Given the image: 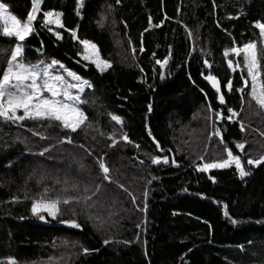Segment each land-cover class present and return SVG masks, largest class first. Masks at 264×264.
I'll use <instances>...</instances> for the list:
<instances>
[{
  "label": "trees",
  "instance_id": "obj_1",
  "mask_svg": "<svg viewBox=\"0 0 264 264\" xmlns=\"http://www.w3.org/2000/svg\"><path fill=\"white\" fill-rule=\"evenodd\" d=\"M0 2L22 20L31 10V0ZM42 9L62 11L65 28L75 29L79 40L95 43L112 67L101 74L95 65L81 61L78 40L63 29L59 30L63 39L57 40L40 27L41 13L36 33L26 42V62L55 59L89 80L94 87L85 90L87 103L81 108L91 127L71 133L58 126L49 128L47 121H25L21 127L0 120V166L21 150L38 153L55 145L45 157L39 156L44 175L62 181L66 162L72 161L82 187L99 184L101 190L96 207L84 210L83 224L78 221L81 229H72L46 215L47 222L14 215L0 188V233L8 249L40 253L35 260L18 264H38L53 256L63 257L60 264H222L241 245L245 249L253 243L264 246V165L246 163L245 170L252 174L244 180L234 167L197 170L201 162H218L227 156L216 131L234 154H239L235 145L246 142L241 152L246 161L260 157L264 111L250 101V87L242 104L236 90L243 86L241 76L246 77V71L233 72L227 61H235L234 47L250 42L260 46L255 23L264 22V0H215V6L213 0H84L81 16L76 15V0H44ZM14 43V38L0 35V74ZM165 58L168 63L161 68L156 61ZM207 75L221 82L226 104L219 103ZM227 108L239 113L236 120L218 118L220 112L228 115ZM112 115L119 116L122 124ZM28 129L51 139L41 140ZM124 134L130 142L121 139ZM66 135L72 144L57 143ZM109 137L117 141L114 147ZM154 156H167L169 164H152ZM100 157L109 166L113 183L103 179L96 163ZM173 159L178 166L171 163ZM118 184L133 193L135 204ZM112 185L116 192L111 213ZM83 248L89 252L85 254Z\"/></svg>",
  "mask_w": 264,
  "mask_h": 264
},
{
  "label": "snow or ice",
  "instance_id": "obj_2",
  "mask_svg": "<svg viewBox=\"0 0 264 264\" xmlns=\"http://www.w3.org/2000/svg\"><path fill=\"white\" fill-rule=\"evenodd\" d=\"M120 0H117L119 3ZM44 0H31V10L27 13L25 19H20L16 15H13L9 11V6L6 3L0 2V35L5 38H14V46L11 49L10 56L7 59L6 67L0 74V120L4 122H10L23 126L25 121H47L48 127H60L62 130H68L71 133H76L78 129H82V126L91 127L88 121V116L85 111L81 108V105L87 103L86 99L83 98V94L86 89L93 88V84L82 78L79 74L71 69L67 68L63 63L58 60L52 59L50 62L44 60L37 61L36 63L26 62L25 51L27 47V40L33 34L36 33V23L38 17L42 13V20L39 21L40 27L46 29L49 33L56 37L57 40L63 39L61 29L70 32L74 40H78L79 44L82 45V51L78 52L77 55L81 57V61L90 62L95 65L96 69L103 74L106 70L112 67L111 62L101 57L100 51L97 45L87 39L79 40L77 31L75 29H66L65 24L62 21L64 13L62 11L48 10L43 11L42 4ZM215 6V0H213ZM84 7V0H76V15L81 16V9ZM82 18V17H81ZM232 17H229L231 19ZM105 17L101 18V26ZM151 23V18H149ZM159 25H157L158 27ZM255 27L259 29L260 46L258 47L257 42H250L245 44L243 47H234L231 52L236 57L243 59V68L246 69L247 76H241L243 86L236 91L241 94L242 104L245 98V89L249 88L247 92L251 102H255L256 106L261 111H264V80H261V62L264 61V22L257 21ZM147 31V29H146ZM192 33L189 32V37H192ZM141 50L143 48L141 47ZM41 51V49H37ZM135 53V49H133ZM155 55V54H153ZM229 52L225 51L224 56L228 57ZM81 61H77L80 63ZM157 64L163 68L167 63L168 59L165 58L163 61L157 60ZM205 65L211 67L208 61H204ZM228 67L235 72L237 68L241 66L239 60L236 61L235 66L233 60L227 61ZM143 71V69H141ZM64 73V74H61ZM66 74V75H65ZM67 77V78H66ZM163 78V76L161 77ZM205 79L210 81L212 87L218 94L219 103L226 104L225 96L221 93V83L214 75H207ZM228 91H232V81L226 82ZM251 106V105H250ZM211 106L209 105V108ZM149 112L152 111V106H148ZM228 115L225 116L224 112L217 113L218 118L227 119L232 121L234 117H238L239 113L232 108H227ZM111 119L117 124H122V120L119 116L112 115ZM240 129L243 132L245 130L244 124L241 122ZM34 136H38L41 140H49L50 136L44 135L39 131L28 129ZM148 135L152 136L151 130L149 129ZM215 136L220 137V143L224 146V152L227 154V158L218 162H206L202 166H198L197 170L201 173H206L211 169H229L234 166L236 172L241 180L252 174L250 170H245V165L242 163L240 155L234 154L232 148L228 147L225 143L223 136L219 131L214 133ZM264 136V132L261 133ZM113 142L110 147H114L117 141L113 137H109ZM121 139L125 142H130L126 134ZM157 149H160V144L152 137ZM57 143L72 144L73 140L71 136L66 135L63 139L57 141ZM245 143H237L235 147L243 152ZM55 145L51 147H44L38 153H31L32 155H38L45 157L46 154L52 151ZM80 147H84L80 145ZM139 148V145H136ZM91 155V153H89ZM50 158V157H49ZM203 159V157H201ZM96 163L103 175V179L109 183H113L110 176V168L106 164L103 157L96 160ZM143 163V161H141ZM151 163L154 165L169 164V158L164 156L151 157ZM173 165H176L175 159L171 161ZM247 165L260 166L264 165V155L258 159H247ZM8 167H11L9 163ZM83 168V165H81ZM34 175V174H33ZM33 175L28 177V180L33 178ZM155 179V177H153ZM215 182L213 177H210ZM44 177H40L36 182L42 183ZM27 184V180L25 181ZM56 184L68 185L67 179L61 181L57 179ZM151 183V181H149ZM118 187L123 189L131 198L133 204H135V196L133 193L128 191L123 184H118ZM54 189L45 187L43 193L40 194L39 199H33L31 203V213L41 221H46V216L51 217L53 220H58L63 215L64 207L70 205H83L82 211L86 209L95 208L98 202L101 185L97 184L95 187H90L88 184H83L81 187L80 183H72L71 187H65L61 191L74 193L72 195L60 196L57 195L55 198L49 196V193ZM147 191L144 192V196L147 197ZM27 199V196L25 197ZM97 198V199H94ZM18 200L17 197L13 198V202ZM147 205L145 204V210ZM224 215L229 216L227 211V205H224ZM71 211L73 216L77 215L76 208L71 207L68 209ZM46 214V216H45ZM89 219H93L92 215H89ZM98 218V217H97ZM62 224H65L72 229H81L80 223L76 219L61 220ZM236 224V220L231 221ZM139 227V225H138ZM67 241L64 244L67 245ZM110 243L109 240H104V244ZM124 243H129L125 241ZM251 243V242H250ZM75 246V244H73ZM241 250H244V246H240ZM83 252L87 254L89 249L83 248ZM63 257H49L46 261H40L38 264H60ZM0 264H18V261L14 257H6L0 260ZM37 264V262H34Z\"/></svg>",
  "mask_w": 264,
  "mask_h": 264
},
{
  "label": "rangeland",
  "instance_id": "obj_3",
  "mask_svg": "<svg viewBox=\"0 0 264 264\" xmlns=\"http://www.w3.org/2000/svg\"><path fill=\"white\" fill-rule=\"evenodd\" d=\"M234 57H235V61L233 62L234 66L237 60L241 62V66L236 70L246 71V69L243 68L242 56L236 57L234 55ZM250 83L251 82L249 80V87H250ZM209 113L211 116L212 111ZM234 120H236V118H234ZM263 145L264 142L260 148H257L259 150V156L263 155ZM237 151L239 153L238 155L241 156L242 163L245 165L246 157L241 153L239 149H237ZM255 154L257 155V152H255ZM226 158L227 156H225V158L223 159ZM258 158L259 157H253L252 159H258ZM39 161H40V157L38 155H32L24 150H21L14 157L8 159V161L5 164L0 166V188L2 189V194L3 197L5 198L6 204L9 206L10 210L16 216L35 217L31 213V203L33 199L40 198V194L43 193L45 187L54 189L49 193V196L55 198L57 195L63 197L65 195L74 194L71 192L66 193L61 190L65 187L70 188L72 183L81 184L79 174L76 168L74 167L72 161H67L64 169L63 180L67 179L69 181L68 185H65L63 183L56 184L55 183L56 180L51 179L47 175H44L40 170ZM9 163H11V167H8ZM203 163L206 162L205 161L201 162V166ZM30 175H33V178L31 180H28V177ZM42 176L44 177V180L42 183L38 184L36 181ZM26 180H27V184L25 183ZM115 192H116V187L112 185L108 200V207L111 213L114 210L113 202H114ZM26 196L27 199L25 198ZM14 197L18 198V200H16L15 202H13ZM71 207L76 208V212H77L76 216H73L71 211L68 210ZM82 208L83 205H70L64 207L63 215L60 216L58 220L76 219L77 221H80L83 224L86 215H85V211L84 210L82 211ZM49 218L52 219L51 217ZM115 239L118 240L117 233L115 234ZM39 255L40 253L37 251H29L25 253H13L8 249L6 241L0 233V260H3L4 258L11 256L14 257L18 261V263H20L29 260H35L36 258L40 257ZM220 262L222 264H264V246L259 243H253L247 249L244 248L243 251L240 249L238 252L234 253L233 255L223 258L222 261Z\"/></svg>",
  "mask_w": 264,
  "mask_h": 264
},
{
  "label": "water",
  "instance_id": "obj_4",
  "mask_svg": "<svg viewBox=\"0 0 264 264\" xmlns=\"http://www.w3.org/2000/svg\"><path fill=\"white\" fill-rule=\"evenodd\" d=\"M221 83V82H220ZM212 89H213V91L216 93V94H218L217 92H216V90L212 87ZM221 93L223 94V88H222V84H221ZM218 95H220V94H218Z\"/></svg>",
  "mask_w": 264,
  "mask_h": 264
}]
</instances>
